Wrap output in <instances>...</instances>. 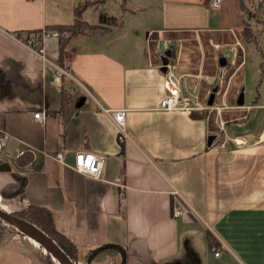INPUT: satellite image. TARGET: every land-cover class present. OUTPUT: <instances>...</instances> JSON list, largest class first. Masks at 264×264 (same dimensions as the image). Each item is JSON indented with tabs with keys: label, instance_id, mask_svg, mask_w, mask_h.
Returning <instances> with one entry per match:
<instances>
[{
	"label": "crops",
	"instance_id": "1",
	"mask_svg": "<svg viewBox=\"0 0 264 264\" xmlns=\"http://www.w3.org/2000/svg\"><path fill=\"white\" fill-rule=\"evenodd\" d=\"M83 1L63 19L48 0H0V134L11 136L9 151L28 150L20 167L0 165V206L48 209L75 264H264V0L258 12L249 0H125L123 26L73 38L61 62L75 80L52 85L53 71L14 34L71 24ZM245 21L255 43L240 37ZM43 49L60 62L59 38ZM169 52L188 76L183 110L159 105ZM62 87L81 92L71 114ZM117 110L126 111L124 144L105 112ZM82 151L105 156L100 179L74 169ZM174 190L187 204L177 219ZM36 247L21 233L0 236V264H46Z\"/></svg>",
	"mask_w": 264,
	"mask_h": 264
},
{
	"label": "built area",
	"instance_id": "2",
	"mask_svg": "<svg viewBox=\"0 0 264 264\" xmlns=\"http://www.w3.org/2000/svg\"><path fill=\"white\" fill-rule=\"evenodd\" d=\"M221 0H215L213 6L218 8L220 6ZM24 44L28 49H30L34 54L39 56L45 67L50 68L53 71V77L50 83L52 85H59L64 79L75 80L72 74L69 71L70 62L64 60L63 62H53L47 58L44 52V42L48 38H59V34L56 31H47L43 29L39 32H26L21 34H14V37ZM167 47V43L163 45ZM240 44H237L235 50L240 48ZM165 67V89L166 94L160 100V109L164 111H175L185 109V100L182 97V86L188 82V76L180 74L176 68L174 61L168 58V62L163 65ZM110 115L113 122L115 123L118 130V138L120 143L124 144L126 140L129 139L126 126V111L117 110V111H105ZM34 118L37 121H42L45 118L43 112H37L34 114ZM11 136L2 132L0 134V165H14L20 167V161L26 156L28 150L24 148L16 149L9 151L7 149ZM226 147L225 142L218 145V148L224 149ZM58 160L61 161L62 156H57ZM106 162L105 156L94 154L87 151L78 152L75 157L74 169L86 176L100 179L101 174ZM115 184L118 189V201L120 207L123 209L127 202V186L123 176L115 180ZM177 202H174L172 206V216L174 218H181L184 215V210L187 207V204L184 202L182 197L177 191L172 192ZM29 206L28 202L24 199H21L17 202V207L19 210H24ZM1 207V206H0ZM2 208V207H1ZM4 210V208H2ZM6 211V210H4ZM216 256H219L220 253L216 252Z\"/></svg>",
	"mask_w": 264,
	"mask_h": 264
},
{
	"label": "trees",
	"instance_id": "3",
	"mask_svg": "<svg viewBox=\"0 0 264 264\" xmlns=\"http://www.w3.org/2000/svg\"><path fill=\"white\" fill-rule=\"evenodd\" d=\"M105 0H88L87 3L82 4L79 3L74 8V20L71 24H64V25H50L47 26L45 29L47 31H56L59 34V48H60V62L63 60L65 56L66 49L70 43V41L79 36H86L88 34L92 33H98V32H107L111 29V27H122L123 26V16L119 18V20L114 17L108 15L106 12L99 11V21L97 24H91L83 19V14L87 11L88 8H91L93 6H96L99 8V5L101 2ZM241 7L244 9L243 2L241 3ZM122 10H125L124 6L122 7ZM246 18H252V14L249 11H244ZM119 21V23H118ZM38 32V31H37ZM240 37L243 38V40L248 41L250 43L256 42V32L252 29L251 25L248 23V21H245V24L240 32ZM263 70V69H262ZM264 73V71H262ZM81 92L74 88L71 91L65 90L62 87L61 90V102H62V111L66 112V114L69 112L71 114L74 109V102L79 97ZM197 113H194V116ZM67 122V120L65 119ZM11 215H14L22 220L27 221L28 223L34 225L38 229H40L42 232H44L48 237H50L59 247L60 249L71 259V261L75 264L76 256L75 246L67 240L65 237H63L55 228L53 216L51 212L43 207H37V206H30L24 210H18L16 212H11ZM0 223H5L2 220H0ZM6 224V223H5ZM20 233V232H19ZM210 246L211 248L217 252L219 250V244L216 243V240L212 238L210 235ZM42 252L45 254L46 258V264H58L48 253L42 249Z\"/></svg>",
	"mask_w": 264,
	"mask_h": 264
},
{
	"label": "rangeland",
	"instance_id": "4",
	"mask_svg": "<svg viewBox=\"0 0 264 264\" xmlns=\"http://www.w3.org/2000/svg\"><path fill=\"white\" fill-rule=\"evenodd\" d=\"M74 1L75 0H48L50 13L52 14L56 9L58 12L59 11L61 12V17H63V19H66V14H67V12H70V9H72ZM93 1H96V0H93ZM258 1L259 0H249L248 1V2L253 3V7L251 8V10L253 12H258L257 10L260 8ZM131 2L132 1H130L129 7L131 6ZM85 3H87V1L84 0L82 2V4H85ZM75 5H76V2L74 4V7H75ZM123 6H124V8L126 7V1L125 0H105V1L101 2V4L99 5V8L96 6H93V7L87 9L88 14H87L86 20L95 24L96 23L95 22L96 16H98L99 11H103V12L109 13L110 15L117 16L116 18L119 20V18L121 16H123L124 12H126V9L122 10ZM127 7H128V4H127ZM257 16H259L260 18H264V13L259 12V14ZM255 17H256V14H252V18L254 19V20L252 19L253 22L257 21ZM69 20H70V18H69ZM69 20H67V21H69ZM250 84H251V86L255 85L253 80H251ZM16 233H19V232L15 228H13V227L5 224V223H0V236L2 238L3 237L4 238L9 237V236L16 234ZM36 250H37V252H40V254H41L40 257L44 260V263H46V258L44 257L45 254L42 252V248L36 247Z\"/></svg>",
	"mask_w": 264,
	"mask_h": 264
},
{
	"label": "water",
	"instance_id": "5",
	"mask_svg": "<svg viewBox=\"0 0 264 264\" xmlns=\"http://www.w3.org/2000/svg\"><path fill=\"white\" fill-rule=\"evenodd\" d=\"M170 53L171 52L165 55L166 57L163 60V65H165L168 62ZM174 55L175 54H173V57ZM212 102H213V98H211L210 104H212ZM241 104L243 103L241 102ZM0 220L5 222L7 225L15 228L18 232L25 235L30 240L37 243L58 264H74L71 261V259L60 249V247L50 237H48L44 232H42L34 225L14 215H11L10 213L4 211L1 207H0Z\"/></svg>",
	"mask_w": 264,
	"mask_h": 264
}]
</instances>
